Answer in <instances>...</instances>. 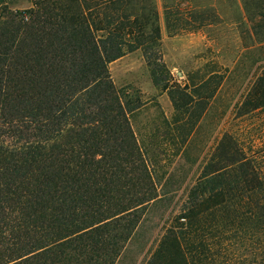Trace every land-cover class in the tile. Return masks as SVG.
I'll return each mask as SVG.
<instances>
[{"label":"trees","instance_id":"obj_1","mask_svg":"<svg viewBox=\"0 0 264 264\" xmlns=\"http://www.w3.org/2000/svg\"><path fill=\"white\" fill-rule=\"evenodd\" d=\"M17 1L0 0V264H114L163 198L130 124L139 100L109 65L141 50L176 112L189 104L162 57L156 0ZM165 21L171 35L190 30L168 6ZM253 149L221 144L145 264H264V150Z\"/></svg>","mask_w":264,"mask_h":264},{"label":"rangeland","instance_id":"obj_2","mask_svg":"<svg viewBox=\"0 0 264 264\" xmlns=\"http://www.w3.org/2000/svg\"><path fill=\"white\" fill-rule=\"evenodd\" d=\"M156 5L162 57L172 82L186 86L189 104L185 113L176 112L169 93L154 84L141 50L109 65L115 87L139 100L140 108L129 114L130 124L163 198L140 212L139 225L114 264L148 261L168 220L223 142L264 150V106L258 108L264 79V0H156ZM31 6L19 0L12 8ZM165 6L174 19L189 22L190 30L171 35ZM191 26L198 30L191 31ZM205 81L208 85L202 86ZM196 119L197 126L186 136Z\"/></svg>","mask_w":264,"mask_h":264}]
</instances>
